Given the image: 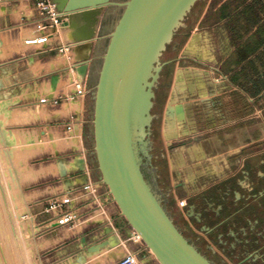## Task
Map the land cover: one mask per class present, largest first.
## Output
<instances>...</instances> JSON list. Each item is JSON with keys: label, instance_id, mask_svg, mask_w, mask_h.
Masks as SVG:
<instances>
[{"label": "crops", "instance_id": "0c3cea01", "mask_svg": "<svg viewBox=\"0 0 264 264\" xmlns=\"http://www.w3.org/2000/svg\"><path fill=\"white\" fill-rule=\"evenodd\" d=\"M118 9L122 10L116 4L101 7L96 37L89 42V56L81 59L88 61L89 70L94 59L92 48L99 39L104 19L110 11ZM193 16L188 31L180 35L181 43L177 40L172 46L176 53L166 59L175 72L172 75L171 70L161 111L156 113L162 120L158 129L160 157L164 155L166 162L165 185H161L163 178L157 165L156 177L168 197L173 193L176 201V193L185 200L181 216L187 228L203 240L206 249L218 257L221 253L234 264H264V0H202L198 14ZM40 19L32 0H0V53L5 48V54L0 56V80L10 81L0 88V99L17 96L10 106L26 101L24 106H43L49 113L12 127L35 130L43 138L64 142L47 157L53 158V162L39 167L42 170L35 179H41L44 186L43 206L48 197L45 194L68 193L72 209L81 214L80 220L72 225H56V216L50 214L51 237L44 242L53 246L61 258L59 264L69 260L77 263L80 256L86 259L85 264H93L98 256L88 259L86 248L107 239L110 243L100 249V255L115 247L123 249V253L114 259L103 253L106 264H114L128 251H138L140 258L146 251L142 241L136 238L94 168H88L85 153L81 152L83 126L87 123L86 98L77 97L56 106L39 102L45 95L70 92L69 65L80 61L48 68V62L54 58L52 54H60L56 48L21 43L24 36L28 37L25 33H40L35 29ZM68 31L67 25H61L55 44L72 43L70 50H73V44L82 41L68 42ZM194 35L196 38L192 40ZM7 38L12 42L10 46L6 45ZM18 43L28 52L14 58L8 56ZM204 61L228 79L217 82L193 66L207 67ZM23 65L27 68L21 72L19 68ZM177 71L183 75V80L177 78L175 83L176 88L183 85L178 92L181 97L177 95V105L182 110L175 111L180 119L175 126L178 133L166 140L162 133L164 112ZM52 76L56 77L54 84ZM44 83L52 91L40 92ZM32 91L35 95L25 96V92ZM258 110L260 113H256ZM71 115L77 122L68 130L66 124ZM30 123L35 127H23ZM63 134L65 137L61 138ZM73 136L81 139L80 148L68 142ZM176 140L179 145L173 147L171 143ZM190 147H195L200 156L189 153ZM176 151L182 153V161L172 168L169 157ZM72 161L74 164L69 166ZM60 163L66 165L65 169L58 168ZM85 185L90 188L85 189ZM65 226L70 232H63Z\"/></svg>", "mask_w": 264, "mask_h": 264}, {"label": "water", "instance_id": "95a60500", "mask_svg": "<svg viewBox=\"0 0 264 264\" xmlns=\"http://www.w3.org/2000/svg\"><path fill=\"white\" fill-rule=\"evenodd\" d=\"M196 1H56L58 10L68 12L63 22L69 29L68 42L89 43L96 37L102 6L116 4L122 8L109 33L92 92L93 153L99 178L159 264H215L183 234L154 195L142 173L138 155L139 151L145 153L148 144L150 151L153 150L155 90L160 83V72L169 61L159 62L156 67L153 63L165 51L166 44L171 43L177 29L184 27L182 20ZM74 67L77 78L88 77L87 60H80ZM55 80L52 76V84ZM139 99L142 107L134 110L133 103ZM176 110L181 111L182 106L177 105ZM135 118L139 121L137 126L133 124ZM135 141L139 143L137 146ZM152 157L147 153L149 164L155 168ZM109 243L107 239L91 244L86 251H97ZM83 260L80 256L79 261Z\"/></svg>", "mask_w": 264, "mask_h": 264}, {"label": "rangeland", "instance_id": "374dc122", "mask_svg": "<svg viewBox=\"0 0 264 264\" xmlns=\"http://www.w3.org/2000/svg\"><path fill=\"white\" fill-rule=\"evenodd\" d=\"M197 0L191 7L190 11L182 20L184 27H180L175 32L172 37V41L170 44H175L178 40V34L180 33V29H184L188 31L189 24L194 20L193 14H198L200 5L196 6ZM121 10L110 11L109 14L104 19V24L99 32V39L96 40L94 46L92 48V55L94 57L91 63V70L89 76L87 78V88L88 93L86 94V104H87V123L83 126V134H82V147H81V139L77 136H73L68 142L75 148L83 149L85 153V158L87 160L88 168H94L96 174L99 175L97 170V165L95 161V155L93 153V137H92V108H93V100H92V92L95 89L97 74L102 58V54L104 53V48L106 42L108 40L109 33L114 27V24L120 14ZM192 16V17H190ZM28 37L34 36L33 32H27ZM24 36L21 40V43L25 44V39L28 38ZM7 46L11 45V41L6 39ZM168 45L166 44L165 51L159 56L158 60L153 63V66H157L159 62L165 61L167 57L173 56L175 51L168 50ZM172 49V48H171ZM24 50V51H23ZM90 51V50H89ZM25 54L28 52V49H23L21 44H16L12 48L11 52H9L10 57H18L19 54ZM64 53V52H62ZM5 54V48L3 47L0 56ZM68 54H52V60L48 62V68H55L56 66H60L63 64H68L75 60L74 53ZM56 56V57H55ZM67 56V57H66ZM89 56V54H88ZM48 58V59H51ZM207 64V67L201 65H194V67L202 69L205 73L209 74L211 79H214L216 76L215 71L213 70V65L210 62L204 61ZM28 66V65H27ZM27 67L24 65L19 68L21 72H23ZM153 70V68H152ZM151 70V72H152ZM172 70V69H171ZM175 72L174 68L172 70V75ZM180 78L183 80V75L181 72H176L174 85L172 88V94L168 99L166 104L165 112H164V121H163V136L167 140L169 136L176 135L178 131L175 126H178L180 119L178 115L175 114L176 106L178 103V92L183 90V85H178L176 88V80ZM74 73L70 70L67 72V83H68V91H74L76 89V84L73 83ZM150 78H148V81ZM10 81L7 78H3L0 80V88L4 85L9 84ZM178 84V83H177ZM18 88V86H17ZM180 89V90H179ZM43 90H50L47 84H43L40 92ZM177 90V91H176ZM190 93V92H189ZM25 96L35 95V92L24 93ZM23 94V96H24ZM191 94V93H190ZM166 95V85L162 87V91L157 92L156 97V106L154 108L155 113H160L162 104L164 102V98ZM178 95V96H177ZM183 98V97H182ZM179 98V101L182 99ZM17 96L12 97L11 100L0 99V129H3L6 133L8 143H5L2 132L0 130V264H59L60 257L54 252L53 246H48L45 239H49L51 236H48L49 233V225L50 222V214L45 213L42 200V189L44 188L43 184H41V179H35L37 173L42 170L39 168L42 165H48L53 162V158L47 159L48 156H52L54 150L64 145V142H60L57 138L50 140L49 138H43L40 136L35 130L24 129L21 127H12L14 125H20L24 122H27L32 119H36L39 116H48L49 113L43 106H24L26 105V101H19L14 106H10L11 101L16 102ZM183 100V99H182ZM171 110L173 113H171ZM153 113V112H152ZM169 116V117H168ZM173 118V119H172ZM162 119V118H161ZM167 119L172 123V132L167 135L168 127H167ZM178 121V122H177ZM160 128L162 125V120L159 122ZM8 126H11L10 128ZM23 127L32 128L35 127L33 124H28ZM167 128V129H166ZM170 129V130H171ZM65 137V135H61V138ZM148 136L145 137V141H148ZM197 141V140H195ZM171 145L174 147L179 145V141H173ZM195 146V145H194ZM195 147L188 148V152L191 154H196V156H200L196 152H193ZM53 151V152H52ZM153 151V150H152ZM150 151V145L146 146L145 153L139 151L138 155L140 158V167L142 173L144 174L146 180L149 182L151 189L153 190L154 195L160 201L162 206L165 208L167 213L172 216L173 214L169 211L167 207V202L169 200L168 192L164 191L159 185V181L156 177L155 168L149 164V159L147 160V153L152 154ZM182 156L180 151H176L173 156L169 157L170 165L172 168L175 167L177 162V156ZM174 159L176 162L174 166L171 164V159ZM151 163L152 159H151ZM74 162L72 161L69 166H72ZM66 166V165H65ZM63 163L58 164V168L61 170L65 169ZM78 166V164H77ZM39 168L38 170H36ZM163 181H161V185H165L166 176L162 175ZM170 192V191H169ZM52 195V194H51ZM51 195H46L49 198ZM173 195V193H172ZM177 199H181L175 193ZM176 205V201H175ZM176 208L181 213L180 209L176 205ZM178 226V225H177ZM182 232H185L186 229L184 227L178 226ZM65 231L70 232L68 226L63 227ZM135 232V231H134ZM135 234V233H134ZM136 236V234H135ZM137 237V236H136ZM197 248L204 254L208 259H210L215 264H223L220 263L217 258L215 259L212 254L208 252H204V250L199 247L193 238H189ZM113 249V255L107 254ZM109 249L108 251H102L101 255L99 252L88 253V259L92 258V256H98L93 261V264L101 262L102 264H106V260L104 258V254L108 255L110 259H114L117 256H120L123 253V249L119 247H115ZM104 253V254H103ZM97 254V255H96ZM99 254V255H98ZM219 259L226 264H234V262L230 261L227 257L222 255L221 253ZM217 256V255H216ZM85 258L82 262L78 261L77 263H72L70 260L64 262L63 264H85ZM85 262V263H84ZM138 264H159L158 261L152 256V253L146 249L143 254H140L139 263Z\"/></svg>", "mask_w": 264, "mask_h": 264}, {"label": "built area", "instance_id": "2783aa9c", "mask_svg": "<svg viewBox=\"0 0 264 264\" xmlns=\"http://www.w3.org/2000/svg\"><path fill=\"white\" fill-rule=\"evenodd\" d=\"M33 2V9L36 14L41 18L40 21L35 23V29L40 32L37 35L32 37H28L25 39V44L31 46H39L43 47L46 46L48 49L56 48L58 52L62 53L65 52L66 49H70L72 43H59L55 44V35L58 34V28L63 24L65 20H67L66 15L62 14L57 9V4L54 0H32ZM75 64L71 63L69 65V69H71L75 74ZM216 73L214 77L215 81H224L227 80V75L222 74L219 72L218 69L213 68ZM80 82L82 84L81 88H76L74 91H70L68 93L57 94L53 96H43L39 99L40 103H47L52 106H56L63 101H70L77 97H85L88 93L87 88V76L80 79H74L73 83L76 84ZM250 101L253 100L252 97L248 98ZM256 113H260L258 110ZM75 117L73 115L70 116L66 128L70 130L76 124ZM85 189H89L90 185H85ZM176 198V197H175ZM176 205L183 213V208L186 205L184 199H175ZM44 212L45 213H52L56 216L55 224L56 225H72L73 223L77 222L81 218V214L76 212L71 207V196L70 194H62L60 196L53 195L46 199L44 203ZM138 240L142 241L140 237H136ZM143 247L147 249L145 244L142 242ZM138 251H128L122 257H120L114 264H138L139 263V256Z\"/></svg>", "mask_w": 264, "mask_h": 264}, {"label": "trees", "instance_id": "16d2710c", "mask_svg": "<svg viewBox=\"0 0 264 264\" xmlns=\"http://www.w3.org/2000/svg\"><path fill=\"white\" fill-rule=\"evenodd\" d=\"M202 2L201 1H198L196 3V6H199ZM180 33L178 34V40H179V43L181 39L180 38V35L182 34V32H184L185 30L184 29H180L179 30ZM168 50L172 51V44H169L168 45ZM176 53V52H175ZM174 53V54H175ZM170 76H171V69H170V64L166 65L163 70L161 71L160 73V83H159V86H158V90L157 91H162V87L164 85H166V91H167V88H168V85H169V82H170ZM159 122H160V118H158L155 123H154V139L156 140V146H155V149L156 150H159L161 147H162V144L160 142V138H159ZM159 166V172L161 175H163L166 171V162H165V159L164 158H158L157 162L155 163ZM167 207L169 209V211L173 214V220H174V223L178 226H181V227H184L186 229L185 232H183V234L187 237V238H193V240L195 241V243L201 247L204 252H208L209 254H212L211 253V250L209 249H206V244L203 242V240H201V238H197V236L195 234H193L186 226V224L184 223V220L180 214V212L178 211V209L176 208V205H175V201L173 199V196L172 195H169V200L167 202ZM214 254H212L213 256ZM215 259L217 258V260L220 262V263H223V264H226L225 262L221 261L219 259L218 256L214 255L213 256Z\"/></svg>", "mask_w": 264, "mask_h": 264}, {"label": "bare ground", "instance_id": "6f19581e", "mask_svg": "<svg viewBox=\"0 0 264 264\" xmlns=\"http://www.w3.org/2000/svg\"><path fill=\"white\" fill-rule=\"evenodd\" d=\"M195 38H196V36L194 35L191 39L194 40ZM89 49H90L89 48V43L87 41H82V42H78L76 44H73V50L66 49V51L64 53H60V54H68V55H71L69 53H72L73 52L74 53L75 60L79 61V60H81L83 58H86L88 56ZM69 70L72 71L71 69H69ZM74 79H79V78H77V76H76L75 73H74ZM81 87H82V84L77 81L76 88H81ZM141 107H142V100L141 99L135 100L134 103H133V109L134 110H137V109H139ZM171 113H173L172 110H171ZM133 124H134V126H137L139 124V121H137V118H135V122ZM167 127L169 128L168 131H167V135H168L170 132H172V129H171L172 128V123L170 122L169 119H167ZM0 130L2 132V137H3L4 141H5V143H8L5 131L3 129H0ZM134 143H135V146H137V144H139L137 141H135ZM193 152H196V149ZM176 159H177V162H180L182 160V156L178 155ZM175 163L176 162L172 158L171 159L172 166H174ZM135 234H136L137 237H140L137 232H135ZM99 251H100V249L97 250V251H93L92 253H96V252H99ZM108 254L113 255V249L111 251H109ZM152 256L155 258V256L153 254H152ZM96 264H102V263L101 262H98Z\"/></svg>", "mask_w": 264, "mask_h": 264}, {"label": "flooded vegetation", "instance_id": "af4514ba", "mask_svg": "<svg viewBox=\"0 0 264 264\" xmlns=\"http://www.w3.org/2000/svg\"><path fill=\"white\" fill-rule=\"evenodd\" d=\"M165 61H168V60H165ZM169 64V63H168ZM167 64V65H168ZM166 66V65H165ZM164 66V67H165ZM163 67V68H164ZM163 70V69H162ZM161 73V72H160ZM159 86V85H158ZM158 90V88L155 90V95H156V97H157V92H159V91H157ZM156 97H155V103H154V106H153V108H152V112H153V114L154 115H156V113L153 111L154 110V108H155V106H156ZM158 118H160V117H155V118H153V120H152V124H151V139L153 140V151H152V153H153V157H152V165L153 166H155V165H157V164H155L156 162H157V160H158V158H159V156H160V154H161V148L159 149V150H156L155 149V146H156V140L154 139V123H155V121L158 119ZM163 151V150H162ZM164 154V153H163ZM161 158V157H160ZM163 158H164V155H163ZM158 166V165H157ZM159 167V166H158ZM174 199V198H173ZM181 214V213H180ZM182 215V214H181Z\"/></svg>", "mask_w": 264, "mask_h": 264}]
</instances>
